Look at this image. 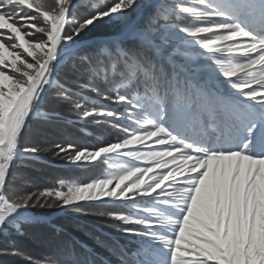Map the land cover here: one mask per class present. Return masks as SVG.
<instances>
[{"label": "snow or ice", "instance_id": "1", "mask_svg": "<svg viewBox=\"0 0 264 264\" xmlns=\"http://www.w3.org/2000/svg\"><path fill=\"white\" fill-rule=\"evenodd\" d=\"M45 154L93 174H18ZM48 210L129 239L39 264H264V0H0V251Z\"/></svg>", "mask_w": 264, "mask_h": 264}, {"label": "rangeland", "instance_id": "2", "mask_svg": "<svg viewBox=\"0 0 264 264\" xmlns=\"http://www.w3.org/2000/svg\"><path fill=\"white\" fill-rule=\"evenodd\" d=\"M69 118L72 119V114H68ZM74 131L75 136L79 137V142L86 143V142H93L92 137H85L83 133L80 132V129L75 131V128L72 129ZM67 131V130H66ZM76 132V133H75ZM56 133V132H54ZM73 134V132H72ZM101 132L96 133L97 136L101 135ZM74 135L73 138L76 139ZM59 166H65L70 167L69 165H65L63 163L58 164ZM75 171L74 173L78 176L77 179L79 180H86L89 178L90 175H92V172L85 171L82 169L74 170L75 168H69ZM21 170L27 174V176L20 174V176H23L28 179V181L31 184L35 185H46L54 182L56 179H69V176H66L64 178H60L59 174L51 173V171L47 169L37 168L35 166L24 165L22 164ZM48 170V171H47ZM30 177L34 178L35 180H38V183L35 182V180L30 179ZM57 177V178H55ZM24 186V185H21ZM60 215H66L63 218V221L65 223H60L58 221H51L52 218ZM48 221H50L49 225L40 226V230H43L42 236L44 237V242L34 241L32 243L33 251L35 253L39 254L40 251L42 252L41 256V262L44 261L47 257H49L54 250V246L57 243H60L66 239H71L76 241L77 243H85L89 247L96 250V259L101 258L100 260L108 261V260H115L116 257H114L108 249L104 248L103 246L99 245L97 243V237L104 238L106 236H111L113 239L119 238L120 240H124L126 243L129 238L127 237H118L116 230L111 226V224L105 220L97 219L91 216H82L78 213L71 212V213H61V212H52L51 214L47 215ZM53 225L54 229H62L61 232H57V230H51ZM81 226V227H80ZM80 227V228H79ZM75 231L76 234L71 233V231ZM45 231V232H44ZM41 235V234H40ZM74 235V236H73ZM123 242V241H121ZM39 249V250H38ZM42 249V250H40ZM21 255L22 258L25 259L28 262V257H30L28 252H22ZM25 251V250H24ZM40 255V254H39ZM21 259V258H20ZM39 263V261H38Z\"/></svg>", "mask_w": 264, "mask_h": 264}, {"label": "trees", "instance_id": "3", "mask_svg": "<svg viewBox=\"0 0 264 264\" xmlns=\"http://www.w3.org/2000/svg\"><path fill=\"white\" fill-rule=\"evenodd\" d=\"M62 113H63V116L66 120H71V118H69V116H68L69 113L66 110H62ZM74 128H75L76 132H77V130H79L78 127H75L72 124H66L62 128H53L47 132L39 133L37 135V138L38 139H47L48 141H52V140L60 141L61 138L71 139V138H73L72 137L73 135L75 136L74 131L72 130ZM54 132H56V133H54ZM72 132H73V134H72ZM75 137H76V139H79V137H77V136H75ZM60 163H62V162H60L59 160L45 154V155H42L39 163H31L30 165L35 166L37 168H42V169L48 168L51 171V173L54 172V174H59L60 178H64L66 176H69V179H77L78 178V176L74 173L75 171H73L72 169H69V168H75V167L70 166L68 168L65 166H59L58 164H60ZM24 165H26V164H24ZM27 165H29V164H27ZM21 166H22V164L18 166V174L20 173V174L27 176V174L21 170ZM74 170H76V168ZM55 178H57V177H55ZM30 179L35 180L32 177H30ZM35 182L38 183V180H35ZM52 212H55V211L48 210V215L51 214ZM65 216L66 215L56 216V217L52 218L51 221L56 220V221L64 224L65 221H63V218ZM65 225H67V224L65 223ZM51 226H52V228H50L51 230L56 228V227H53V225H51ZM54 230H56V229H54ZM42 231L43 230H40V227H32V228L26 229L24 235L15 237L16 246L20 250H22V252L30 253L28 255L34 261H37V262L38 261L41 262L42 252L40 251V253H39L40 255L35 253V251H33L34 245L32 243H34V241H36V242L37 241H39V242L45 241L44 240L45 236H42V234L44 235V233ZM59 232H61V231H59ZM71 233L76 234V232L73 230L71 231ZM121 241H123L122 243H125L124 240H121ZM40 250H42V249H40ZM100 259L101 258H99L97 260H100ZM0 264H28V262L22 258V255H12V254L4 253V252L0 251Z\"/></svg>", "mask_w": 264, "mask_h": 264}]
</instances>
